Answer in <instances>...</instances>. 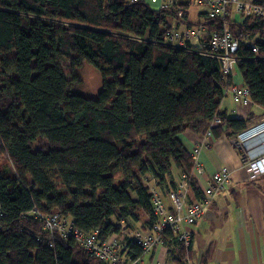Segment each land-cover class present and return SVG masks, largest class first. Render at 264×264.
Masks as SVG:
<instances>
[{"label": "trees", "instance_id": "obj_1", "mask_svg": "<svg viewBox=\"0 0 264 264\" xmlns=\"http://www.w3.org/2000/svg\"><path fill=\"white\" fill-rule=\"evenodd\" d=\"M182 7L178 15L180 7L148 0H0V157L12 166L0 171V264H102L72 239L37 241L41 222L29 212H59L100 241L150 230L152 188L167 194L193 168L180 136L231 138L249 128L250 118L220 110L230 81L217 60L158 43L186 21ZM231 21L239 73L264 114V20ZM203 24L211 32L225 22ZM84 63L101 75L94 97L74 92ZM164 243L176 245L168 232ZM141 255L128 245L127 257ZM168 261L178 262L173 248Z\"/></svg>", "mask_w": 264, "mask_h": 264}, {"label": "built area", "instance_id": "obj_2", "mask_svg": "<svg viewBox=\"0 0 264 264\" xmlns=\"http://www.w3.org/2000/svg\"><path fill=\"white\" fill-rule=\"evenodd\" d=\"M148 2L155 4L157 9L180 7L176 0H148ZM197 2L209 9L206 12L207 18H217L225 22L222 30H213L207 33L202 25L191 29L172 26L164 35L165 41L177 45L189 44L188 47H200L203 44H207L213 51L217 52L221 72L230 81L226 90L229 92L234 104L233 113L239 115L242 108L248 106L251 101L248 89L242 82L234 80L235 75H237V64L242 59L237 54L240 41L239 37L228 29L226 18L231 17V11L233 13L234 10L235 13L239 14L241 22L247 17H258L264 20V2H255V0H197ZM182 13L183 10L179 9L178 15ZM205 33L207 39L203 38ZM193 41H197L198 45H193ZM243 43L255 55L254 59L261 60L257 56L258 47L253 39H245ZM213 124L222 125V122L217 118ZM258 134H264V122L244 131L237 137H231L230 142L232 145L243 149L242 145H246L245 140L249 136ZM211 137L212 133L208 130L190 150V155L193 159L192 169L195 171L202 170L201 163L197 160V154L200 149L209 145V138ZM242 156L247 161L246 171L251 180L264 176V154L254 159H248L247 153L244 151ZM191 178V175L190 177L182 175L176 188L167 193L171 207L165 204L161 193L152 188L150 192L154 223L150 230H132L126 237L112 234L105 240L100 241L96 239L95 234H83L74 228L70 221L61 219L56 215L45 219L44 229L48 231L49 239L54 237L74 238L86 254L102 264H143L139 259H131L126 256L129 244H134L143 251H148L158 246H167L176 249V251L188 250L191 244V234L187 230V226L201 218L211 203L212 197L230 185L231 174L224 166L217 168L211 175V181L205 188L202 197L187 202L185 189ZM167 232L176 241V245H173V247L164 243ZM154 264L163 263L157 261Z\"/></svg>", "mask_w": 264, "mask_h": 264}, {"label": "crops", "instance_id": "obj_3", "mask_svg": "<svg viewBox=\"0 0 264 264\" xmlns=\"http://www.w3.org/2000/svg\"><path fill=\"white\" fill-rule=\"evenodd\" d=\"M176 2L180 7L182 4L187 5L188 13L186 21L174 23L175 27L191 29L202 25L207 33L210 32L203 24L207 18L206 6L199 4L197 0ZM231 14L236 15L234 10ZM185 22L189 25L186 26ZM205 34L203 38L207 39ZM192 44L198 45V42L193 41ZM234 80L243 83L240 74L235 75ZM220 110L228 117L250 118L248 129L264 119L261 109L251 103L242 108L239 115H235L234 104L226 88ZM197 136L187 131L180 138L188 150H191ZM209 140V145L200 149L197 154L202 170L192 169L190 173L199 189V195L194 192L189 182L185 189L186 201L201 198L211 181V175L221 166L226 167L231 174L230 185L216 193L201 218L187 226L191 234V244L188 250L176 251L173 248L177 263L168 261L169 247L158 246L148 251L142 250V255L137 259L143 264H154L157 261L163 264H264V176L251 180L246 171L247 161L242 156L244 151L248 159L263 155L264 134L249 136L245 140L246 145H242L243 149L232 145L230 139L224 135ZM161 195L165 204L171 207L167 194L161 192ZM133 230L142 229L136 226Z\"/></svg>", "mask_w": 264, "mask_h": 264}, {"label": "bare ground", "instance_id": "obj_4", "mask_svg": "<svg viewBox=\"0 0 264 264\" xmlns=\"http://www.w3.org/2000/svg\"><path fill=\"white\" fill-rule=\"evenodd\" d=\"M131 1H137V0H131ZM164 35H165V33L162 35V37L158 41V43L163 45V46H166V47H169V48H172V49L191 51V52L198 53V54H201V55H204V56H208V57L213 58V59L218 61V58H217L218 53L213 51L207 44H203L200 47H188L186 45L172 44V43H169V42L165 41ZM29 214L35 220L41 222L42 234H41V236L36 237L37 241L41 242L42 244H44V245H46L48 247H53L56 242H61V241H66V240H69V239L71 240L72 239L79 246V248L82 250V248L80 247L79 243L74 238H72V237H67V238L54 237L52 239H49V233H48L47 230L44 229V221H45V219L47 217L56 215V216H58L61 219H65V220L70 221L72 223L73 227L76 228L78 231H80L75 226L74 221H73L72 218L66 217V216L62 215L61 213H59V212H52V213H48V214H42L39 211H37L36 209L31 210L29 212ZM0 215H1V212H0ZM80 232H82V231H80ZM82 233L83 234H95L96 239L99 240L98 233L96 231H92V232H89V233H84V232H82Z\"/></svg>", "mask_w": 264, "mask_h": 264}, {"label": "rangeland", "instance_id": "obj_5", "mask_svg": "<svg viewBox=\"0 0 264 264\" xmlns=\"http://www.w3.org/2000/svg\"><path fill=\"white\" fill-rule=\"evenodd\" d=\"M151 5L153 6V8H155V9L157 8V6L155 4L152 3ZM180 8H181L180 10L184 11L183 7H180ZM208 11H209V9L206 7V12H208ZM177 13H178V11H177ZM231 23L241 25V19H240L239 14L237 12H236V15L233 16ZM185 45L188 46L189 44H185ZM66 67H69V66H66ZM65 69H67V68H65ZM78 74L80 76V83L77 85L74 92L81 94V95H84V96H88V97L96 96L102 87L101 75H100L99 70H97L96 68L92 67L89 64L84 63L81 67H79ZM239 74L240 73H239L238 64H237V75H239ZM262 122H264V119L262 120ZM197 137L198 138L195 141V143H197L202 138V136H197ZM189 151H190V149H189ZM3 169L12 170V166H11L10 161H8L6 158L0 157V171Z\"/></svg>", "mask_w": 264, "mask_h": 264}, {"label": "clouds", "instance_id": "obj_6", "mask_svg": "<svg viewBox=\"0 0 264 264\" xmlns=\"http://www.w3.org/2000/svg\"><path fill=\"white\" fill-rule=\"evenodd\" d=\"M122 237V236H121Z\"/></svg>", "mask_w": 264, "mask_h": 264}]
</instances>
